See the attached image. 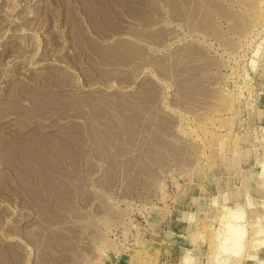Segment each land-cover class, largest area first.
<instances>
[{"label":"rangeland","instance_id":"1","mask_svg":"<svg viewBox=\"0 0 264 264\" xmlns=\"http://www.w3.org/2000/svg\"><path fill=\"white\" fill-rule=\"evenodd\" d=\"M0 2V264H263L264 0Z\"/></svg>","mask_w":264,"mask_h":264},{"label":"bare ground","instance_id":"2","mask_svg":"<svg viewBox=\"0 0 264 264\" xmlns=\"http://www.w3.org/2000/svg\"><path fill=\"white\" fill-rule=\"evenodd\" d=\"M1 3V2H0ZM3 8V7H2ZM223 209H225V208H223ZM240 213V214H239ZM239 213L237 212V214H236V218H238V219H240V215L242 214L241 213V211H239ZM228 216V215H227ZM221 217H222V215H221ZM224 217V216H223ZM242 217V216H241ZM243 217H244V214H243ZM243 217H242V219H243ZM230 219H232V218H230ZM234 219V218H233ZM237 221V220H236ZM239 221V220H238ZM237 221V222H238ZM236 222V223H237ZM231 223H229V225H230ZM229 225L227 226V228L229 227ZM243 225V224H242ZM246 230H244V226H241V225H239L238 223H237V225H235V226H230L229 228H228V230H227V235H226V240H224L225 242H227V243H229L228 245H225V246H223L222 245V248H224V250L223 249H221L222 251H228L229 249H231V247H238L237 249H239V248H241L242 246H243V243H244V241H245V237H246ZM256 242V241H255ZM226 244V243H225ZM246 244V243H245ZM255 244V243H254ZM257 244H258V242H257ZM221 247V246H220ZM236 249V250H237ZM242 249H244V248H242ZM235 250V249H234ZM233 250V251H234ZM241 251V250H240ZM239 251V252H240ZM238 252V253H239ZM223 253V252H222ZM225 253V252H224ZM224 253H223V255H224ZM228 253L230 254L231 253V251H228ZM237 253V254H238ZM233 254H235V253H233ZM241 253H239L238 254V256L240 255ZM221 254H219L218 256H220ZM236 256V255H235ZM226 257H227V253H226ZM225 257V258H226ZM222 258V256L219 258V259H221ZM224 258V259H225ZM217 259V258H216ZM223 259V260H224ZM227 259V258H226ZM191 260V259H190ZM189 259H187L186 261H189V262H191ZM185 261V262H186ZM222 262V261H221ZM223 263V262H222ZM261 263H263L264 264V262H261ZM184 264H186V263H184Z\"/></svg>","mask_w":264,"mask_h":264}]
</instances>
